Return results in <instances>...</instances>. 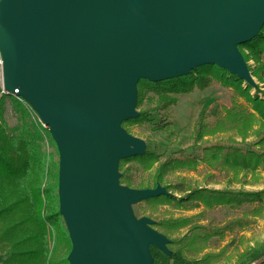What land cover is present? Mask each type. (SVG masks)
I'll use <instances>...</instances> for the list:
<instances>
[{
    "label": "water",
    "instance_id": "1",
    "mask_svg": "<svg viewBox=\"0 0 264 264\" xmlns=\"http://www.w3.org/2000/svg\"><path fill=\"white\" fill-rule=\"evenodd\" d=\"M264 26V0H1L4 88L30 104L60 154L59 208L70 264H142L169 239L122 204L170 195L121 185V159L145 143L137 85L215 64L254 84L238 46Z\"/></svg>",
    "mask_w": 264,
    "mask_h": 264
},
{
    "label": "trees",
    "instance_id": "2",
    "mask_svg": "<svg viewBox=\"0 0 264 264\" xmlns=\"http://www.w3.org/2000/svg\"><path fill=\"white\" fill-rule=\"evenodd\" d=\"M238 48L246 61H255L256 66L249 68L259 83L251 85L215 64L158 82L140 79L136 102L139 116L122 123L129 133L133 127L148 123L155 132L173 134L172 108L180 94L197 87L205 89L214 79L232 88L229 105L217 108L215 114L205 112L195 120L190 135L192 150L179 148L167 155L147 143L142 155L119 162L121 185L148 189L161 184L172 192L137 206L138 219L154 218L152 227L170 240L169 253L159 250V254L177 264H264V240L243 249L235 245V253H228V249L241 240L231 239L221 249H213L217 245L214 238L223 240L227 232L243 229L257 217L264 218V188L212 189L193 185L187 176L180 175L203 164L211 170L207 178H214V171H218L228 176L229 186H245L259 182L264 172V99L258 95H264V26L255 38ZM251 89L257 93L252 94ZM6 96L1 95L0 101ZM22 102L26 101L12 98L16 108H22ZM46 130L49 134L38 122L29 123L25 118L21 125L10 127L0 104V264H70L72 242L59 208V164L50 153L42 151ZM220 135L225 136L213 139ZM252 136L257 141L249 143ZM134 169L141 173L138 180ZM172 175L176 181L165 184ZM254 204L223 225L202 223L208 210ZM197 208L202 210L191 215L174 216L171 211Z\"/></svg>",
    "mask_w": 264,
    "mask_h": 264
},
{
    "label": "rangeland",
    "instance_id": "3",
    "mask_svg": "<svg viewBox=\"0 0 264 264\" xmlns=\"http://www.w3.org/2000/svg\"><path fill=\"white\" fill-rule=\"evenodd\" d=\"M248 53L247 50H244ZM241 52V51H240ZM242 54V53H241ZM243 56V55H242ZM246 61V60H245ZM262 62L264 63V54L262 56ZM248 68H254L256 66L255 61L253 59H249L246 61ZM250 70V68H249ZM251 74L252 71L250 70ZM254 84L258 82L257 78L252 74ZM4 85L3 81V67L0 65V89ZM261 85V84H260ZM264 89V88H263ZM1 91V90H0ZM252 94H256L255 89H251L250 91ZM232 93V88L230 86L222 84L220 81L214 79L213 83L205 88H195L192 92L183 93L179 95V101L177 105L172 108V116L174 118L175 125L173 127L174 133L169 132H155L151 130V127L148 123H145L141 126H135L132 128L131 135L140 138L143 140L145 144L149 143L150 146H157L160 152L166 153L167 155L179 148H186L188 150H192L194 148L193 140L190 138L191 132L193 130V126L195 120L205 112H211L212 114L216 113L217 108L221 107L222 105H229L230 104V96ZM138 94V88H137ZM4 95V94H3ZM259 97L264 99V95L259 92ZM1 96V93H0ZM16 97L14 93L8 94L4 101L0 104L3 106L4 109V118L7 121L10 127L21 125L24 118L31 123L32 121L38 122V115L32 109L29 103L22 102V108L14 106L12 104V98ZM139 112V109L136 108ZM26 111V112H25ZM25 113V115H24ZM49 131V128H48ZM50 134V135H49ZM46 131L43 132V139H42V151L48 152L52 155L53 161L55 163L58 162L60 164V154L58 150V146L54 139ZM225 135H220L218 137H223ZM53 141H52V139ZM48 140L49 147L45 146V141ZM257 141V138L252 136L249 139V143H254ZM130 163L129 165H131ZM54 171V170H53ZM211 170L203 164H200L195 170L191 171H184L181 172L180 175L187 176L191 183L196 186H206L212 189H223V188H230L233 190H244V191H259L264 188V172L259 180V182L251 183L249 185L242 186L241 184H232L231 186L228 185L227 179L228 176L222 174L218 171H214L215 177L214 178H207L208 173ZM133 174L136 180L139 179L141 173L134 169ZM176 181V176L172 175L166 178L165 184L173 183ZM172 193L171 191H169ZM178 196V194H176ZM254 205H243L240 207H217L212 210H208L206 214V219L202 221L204 224L213 223L216 225H223L228 220L240 217L243 211L247 209H251ZM123 210L127 214H129L135 220L138 219L139 212L137 205H127L122 204ZM163 209V208H162ZM202 208H197L195 210H175L172 209V214L174 216L179 215H191L201 211ZM63 218V217H62ZM64 220V219H63ZM152 220H155L152 218ZM65 222V221H64ZM66 225V224H65ZM186 229L182 231L185 232ZM231 239L241 240L238 243L234 244L228 249V253H235L236 246L243 249L247 245H254L256 241H263L264 240V218L257 217L256 220L251 222L245 228H238L235 231L227 232L226 236L223 240H219L218 238H214V244H217L213 249H221L224 247ZM236 245V246H235ZM168 250V247H167ZM148 251V259L147 261L143 262L142 264H177L172 261H168L162 254H159V249L154 244H149L147 246ZM71 252V251H70ZM169 253V250H168Z\"/></svg>",
    "mask_w": 264,
    "mask_h": 264
},
{
    "label": "built area",
    "instance_id": "4",
    "mask_svg": "<svg viewBox=\"0 0 264 264\" xmlns=\"http://www.w3.org/2000/svg\"><path fill=\"white\" fill-rule=\"evenodd\" d=\"M0 65L3 67V61H2V56H1V54H0ZM0 93H1V95H8V94H11V93H8L6 90H5V88H4V86H2L1 87V91H0ZM16 95V94H15ZM16 97H17V99H19V100H23L20 96H18V95H16ZM38 123L43 127V128H45V129H48L49 127L41 120V118L40 117H38ZM45 146L48 148L49 147V142H48V140H46L45 142Z\"/></svg>",
    "mask_w": 264,
    "mask_h": 264
}]
</instances>
